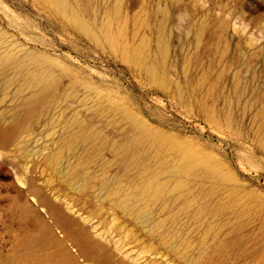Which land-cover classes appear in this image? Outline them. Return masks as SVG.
Returning <instances> with one entry per match:
<instances>
[{"label":"rangeland","instance_id":"obj_1","mask_svg":"<svg viewBox=\"0 0 264 264\" xmlns=\"http://www.w3.org/2000/svg\"><path fill=\"white\" fill-rule=\"evenodd\" d=\"M0 264H264V0H0Z\"/></svg>","mask_w":264,"mask_h":264},{"label":"bare ground","instance_id":"obj_2","mask_svg":"<svg viewBox=\"0 0 264 264\" xmlns=\"http://www.w3.org/2000/svg\"><path fill=\"white\" fill-rule=\"evenodd\" d=\"M86 11H88L87 8H86ZM92 17H93V16H92ZM82 24H83V23H82ZM102 26H103V25H102ZM95 32H96V31H95ZM142 44H143V43H142ZM142 44H141V46H143ZM139 65H140V64H139ZM141 65H142V64H141ZM52 70H53V69H52ZM237 84H238V83H237ZM201 85H202V84H201ZM237 86H239V84H238ZM235 87H236V86H235ZM237 89H238V87H237ZM235 90H236V88H235ZM120 111H121V110H120ZM255 119H256V118H255ZM256 130H257V129H256ZM190 150H191V149H190ZM190 150H189V151H190ZM137 153H138V152H137ZM185 155L187 156V154H185ZM184 157H185V156H184ZM184 157H183V158H184ZM120 191H122V190H120ZM116 195H117V194H116ZM122 196H123V195H122ZM157 196H158V195H157ZM120 197H121V196H120ZM129 199H130V198H129ZM166 204H168V203H166ZM228 212H229V211H228ZM229 213H230V212H229ZM233 214H234V213H233ZM235 215H236V214H235ZM66 246H67V245H66ZM72 255H75V254L72 253Z\"/></svg>","mask_w":264,"mask_h":264}]
</instances>
